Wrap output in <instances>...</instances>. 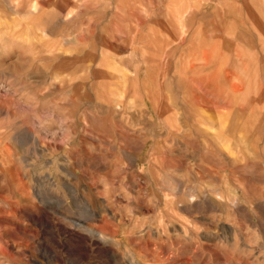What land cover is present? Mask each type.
<instances>
[{"label":"rangeland","instance_id":"1","mask_svg":"<svg viewBox=\"0 0 264 264\" xmlns=\"http://www.w3.org/2000/svg\"><path fill=\"white\" fill-rule=\"evenodd\" d=\"M180 5L228 63L251 61L253 112L232 101L221 122L174 93L166 125L119 88L118 70L139 92L173 62ZM241 5L0 0V264H264V18Z\"/></svg>","mask_w":264,"mask_h":264},{"label":"crops","instance_id":"2","mask_svg":"<svg viewBox=\"0 0 264 264\" xmlns=\"http://www.w3.org/2000/svg\"><path fill=\"white\" fill-rule=\"evenodd\" d=\"M220 2H242V5L237 8L241 14L242 11L249 10L246 5V7L243 5V2H259V0H220ZM228 5L225 3L223 7ZM183 7L184 5L177 8L171 6L172 10L169 11L171 24L169 21L165 22L167 26L174 27V23H176L183 28L175 36L176 43L171 49L173 52H177V55L171 58L173 62L165 69L162 68L161 71L152 65L145 69L143 72L144 77L141 80V91L139 92L137 88L134 89L135 86H132L130 79L118 70L116 75L123 79V83L118 84L119 88H121L124 95L139 96L140 94L142 98L138 101L143 102L150 109L149 112L152 116L161 117L165 124L167 122L166 125L169 124L167 120L174 114L168 103V97H172L174 93H176V96L173 100H176L174 105L177 109H180L179 105L183 101L192 111L202 110L208 112L210 118L221 122L230 118L232 101L241 102L243 107L245 106L248 111L253 112L256 108L253 104L256 106L260 104L259 101H256V98L261 87L259 89L260 84L258 85L257 82V73L252 66L250 67L251 61L247 60L246 62L240 59L237 62L238 66H236V62L232 65L230 60V63H228L226 55L221 50L222 43L220 40L201 41V39H198L201 30H199L200 27L193 16L187 18L188 21L186 22L179 17ZM183 11L185 12V10ZM249 13L252 20L264 18V12L257 5L252 6ZM218 21L222 32H231L232 26H225L224 16H218ZM215 30H218L216 26H212V31ZM118 31L121 33V29H118ZM158 38L156 34L150 36L151 42L154 43L159 42ZM130 54L132 55V52ZM141 54L151 55L149 52H141ZM235 54L237 57L240 56L238 55L239 52ZM101 58L100 64L114 71L109 57L102 56ZM163 60H166L165 56H163ZM207 94L216 95L219 98L217 102H220L208 100ZM177 96L178 98L181 97L182 100L177 99ZM261 107H264V105H261ZM238 109H241V106Z\"/></svg>","mask_w":264,"mask_h":264},{"label":"bare ground","instance_id":"3","mask_svg":"<svg viewBox=\"0 0 264 264\" xmlns=\"http://www.w3.org/2000/svg\"><path fill=\"white\" fill-rule=\"evenodd\" d=\"M35 7V6H34ZM117 74V73H116ZM122 76V75H121ZM160 88V87H159ZM145 92V91H144ZM200 93V92H199ZM198 94V93H197ZM201 98V97H200ZM160 99V98H159ZM220 102V101H219ZM160 104V103H159ZM155 106V105H154ZM155 110V109H154ZM165 115V114H164ZM166 116V115H165ZM157 118H161V117H158L157 116ZM162 119V118H161ZM163 120V119H162ZM166 122V121H165ZM166 124H167V122H166ZM149 174V173H148ZM105 217V216H104Z\"/></svg>","mask_w":264,"mask_h":264}]
</instances>
